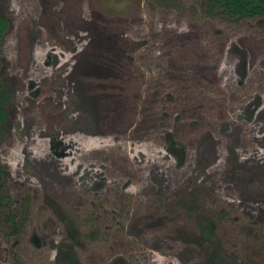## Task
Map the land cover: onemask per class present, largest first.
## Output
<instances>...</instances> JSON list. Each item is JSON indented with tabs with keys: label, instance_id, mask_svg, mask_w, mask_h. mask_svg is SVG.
Returning <instances> with one entry per match:
<instances>
[{
	"label": "rangeland",
	"instance_id": "obj_1",
	"mask_svg": "<svg viewBox=\"0 0 264 264\" xmlns=\"http://www.w3.org/2000/svg\"><path fill=\"white\" fill-rule=\"evenodd\" d=\"M175 2L0 0V264H264V30Z\"/></svg>",
	"mask_w": 264,
	"mask_h": 264
},
{
	"label": "trees",
	"instance_id": "obj_2",
	"mask_svg": "<svg viewBox=\"0 0 264 264\" xmlns=\"http://www.w3.org/2000/svg\"><path fill=\"white\" fill-rule=\"evenodd\" d=\"M155 2L157 5L167 8V9H178L176 6L175 0H150ZM196 10L203 17L210 19H221L226 22L234 23L239 20L248 19L254 20L259 23V26L264 30V0H193ZM6 30V21L3 16L0 15V50L3 44V39ZM8 103V94L6 89H4L3 84L0 83V139L4 136L3 129L7 121V114L5 111V104ZM6 177L7 173L0 164V216L2 223L8 224L10 227L11 233H16L19 225L21 224L17 220L18 216H23L27 210L28 204H21L19 208V214L17 209L15 212H11L10 208L12 205L11 198L8 194L6 188ZM11 212V213H10ZM195 212L191 211L189 219L192 222L191 227L195 229V232L199 235L200 239L205 241L214 242L217 240L216 228L223 217V212L219 211L214 216L204 215V212ZM198 217L201 219L198 220ZM76 227L73 224L65 225L64 238L68 239L69 247L71 250L73 244L77 241ZM67 253V252H66ZM64 264H77L73 254L67 253ZM118 261V260H117ZM117 261H113L112 264H117ZM208 264H221L222 259L218 258L216 255L209 258L207 261ZM247 264H255L252 261Z\"/></svg>",
	"mask_w": 264,
	"mask_h": 264
}]
</instances>
